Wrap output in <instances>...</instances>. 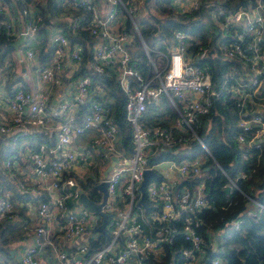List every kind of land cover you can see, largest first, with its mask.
I'll use <instances>...</instances> for the list:
<instances>
[{"label":"built area","instance_id":"built-area-1","mask_svg":"<svg viewBox=\"0 0 264 264\" xmlns=\"http://www.w3.org/2000/svg\"><path fill=\"white\" fill-rule=\"evenodd\" d=\"M24 1L0 2V32L13 41L23 36L19 60L27 61L33 70L35 88H23L15 65L8 59L0 62V134L12 136L15 144L20 136L31 134L32 129H38L37 133L43 131L42 141L36 145L29 143L21 160L28 162L34 177L48 176L50 180L44 183L46 192L26 182L18 184L23 192L35 197L34 202L29 200L26 205L30 214L35 212V220L25 229L26 241L16 264H41L42 254H47L48 264H144V258L150 254L167 255V245L178 232L188 243L179 249V264H205L209 259L205 255L209 243L198 231L201 223L198 212L212 206L205 193L207 167H202L204 161L200 157L178 159L182 152L174 147L183 143L181 147L185 144L188 148L189 139L199 140L194 125L200 115L208 112L211 97L220 94L213 87L207 66L198 64L199 59L207 56L208 49L199 45L192 54L187 50L188 35L176 30L168 52L156 51L154 58L162 62L158 67L142 41L153 69L152 75L145 77L131 63V52L126 46L133 37L128 20L139 34L133 17L138 0H67L66 9L58 16L60 21L67 22L66 32L59 25H44L36 0L20 5ZM203 2L214 4V0H173L172 8L176 13H191ZM212 13L225 14L220 24L231 37V41L219 46L223 58L241 60L250 72L249 83L225 88L239 94L237 125L241 132L252 133L248 140L243 133L237 139L241 144L258 145L264 138V102L253 112L244 111L255 89L246 92L241 86L257 84L254 77L264 74V0H256L234 13L223 8ZM14 16L23 21L16 23ZM41 30L48 32L47 43L40 35ZM81 30L96 38L88 69L95 74L113 69L125 94L126 120L131 126L129 152L120 146L119 131L109 108L93 98L91 76H76L84 63V50L81 43L71 42L69 36ZM34 41L37 45H33ZM42 52L47 54L46 59L41 58ZM65 80H72L71 87L62 89ZM163 96L176 109L172 127L178 132L161 125L147 126L141 120L147 105L159 103ZM88 131H94L91 142L77 147L75 140ZM243 155L247 158V154ZM113 156L117 160L105 176L104 170ZM17 157V153L11 154L2 164L9 168L11 160L16 161ZM163 161L166 166L160 165ZM146 169L154 170L158 177L150 176L145 185L147 207H144L139 203V185ZM247 175L240 172L235 180ZM186 179L192 184L183 183ZM88 180L96 185L106 181L108 191L102 210L108 213L105 229L109 236L105 245L92 251L90 241L100 232L96 228L102 218L79 203L81 191L90 198L83 188ZM232 185L234 180L229 178L228 191ZM2 188L0 219L21 221L11 192ZM96 190L100 198L94 201L100 202L102 193L97 187ZM249 199L256 208H247L245 213L259 215L264 203ZM176 221H180L179 227L174 224ZM241 221L234 220L231 225L238 228ZM209 264L224 263L214 257Z\"/></svg>","mask_w":264,"mask_h":264},{"label":"trees","instance_id":"trees-1","mask_svg":"<svg viewBox=\"0 0 264 264\" xmlns=\"http://www.w3.org/2000/svg\"><path fill=\"white\" fill-rule=\"evenodd\" d=\"M26 1L29 0L20 2V5H24ZM152 1L155 9L157 8L165 14L164 17L152 14L141 18L139 22H136L139 34L132 28L130 21H127L129 31L133 35L132 41L126 45L131 52V63L145 77L151 76L153 69L142 46V41L149 48L151 57L154 58L157 50L168 52L169 47L174 44L173 36L176 30L183 31L188 35L187 50L189 52L195 54L199 45L208 49L207 56L199 59L198 64L207 66L213 87L220 93L218 97H211L208 112L200 115L198 122L194 125L199 140L189 139L186 144L188 148L185 144L184 147H181L183 143H178L174 147V149L178 148L179 153L182 152L180 156H177L178 159L193 160L200 157L204 161L202 167H207L205 193L212 206L198 212V217L201 220L198 231L209 243L205 254L209 259L205 264H209L210 259L214 257L220 258L224 264H264V210L254 216L245 213L249 198L264 203V138L260 139L258 145H252V143L248 145L247 142L241 144L237 139L238 135L243 133L237 125L239 94L234 91L227 92L225 88L230 84L249 83L250 72L241 60L223 58L219 46L231 41V37L229 31L220 24L225 14L212 13V10L219 8L234 13L240 7L253 5L256 0H214V4L203 2L196 10L185 14L174 12L173 0ZM36 2L37 8L44 16V25H59L62 26L64 32L68 30L67 22L58 19L59 13L68 5L67 0H44L41 2L36 0ZM69 38L73 43H81L84 50V63L76 76L79 74L91 76L90 90L93 98L100 100L109 108L113 122L119 131L120 146L128 152L131 151V126L126 120L125 113L126 98L119 87L114 70L108 68L102 74H95L88 69L87 63L92 58L96 38L87 31L81 30L77 35H70ZM12 42L13 40L8 38L4 32H0V62L8 59L10 64L16 66L18 60ZM133 46L136 48L134 49ZM40 56L42 59H46L47 54L42 52ZM254 78L257 79V84L241 86L242 90L246 92L255 89L251 99L245 103L244 111L247 112H253L258 104L264 102V74ZM99 89L101 90L99 91ZM167 105L168 99L165 96L159 103L148 104L142 114V122L147 126L161 125L171 128L173 132H178L168 121V119H172L171 116H177V114ZM262 117L264 120V113H262ZM37 130L30 131L32 132L29 134L31 145L41 142L45 136L43 131L32 136ZM243 134L246 140L252 136L251 132ZM11 140L12 136L0 135V168L3 170L6 168L2 161L16 153L7 146L12 143ZM202 143L209 152L204 149ZM7 149L8 151H6ZM244 153L247 154V158H244ZM240 172H246L249 175L237 178L235 185H232L229 191L226 190L229 178L235 179ZM90 183L93 181L88 180L86 184H83V188L86 189ZM183 183L192 184V181L186 179ZM93 184L94 188L89 196L93 200H99L100 194L96 190V184ZM2 187V189L11 192L13 202L16 199L23 202L25 199L35 201L34 195L20 190L18 183L16 186L18 190L15 189V191L11 187ZM146 211H148L147 208ZM237 219L242 221L238 228H234L231 222ZM174 224L179 227L181 223L176 221ZM144 228L148 230L146 224H144ZM24 231L20 221L0 219V264H13V255L10 250L16 241L23 238ZM212 233L218 235V242L210 243ZM106 243L107 236L103 232H99L97 237L90 241V251L98 249ZM187 246L188 243L184 240L182 233L178 232L172 242L167 245V255L158 259L157 256L150 254L144 258V264H179L181 261L178 257L179 249Z\"/></svg>","mask_w":264,"mask_h":264},{"label":"crops","instance_id":"crops-1","mask_svg":"<svg viewBox=\"0 0 264 264\" xmlns=\"http://www.w3.org/2000/svg\"><path fill=\"white\" fill-rule=\"evenodd\" d=\"M1 1L8 2L9 0H1ZM143 4H144V7L148 9L147 3L145 4L144 0H143ZM148 12H150V11H148ZM14 21L16 23H19V22H22L23 20H22V18L18 19L16 16H14ZM43 30H41L40 35L43 38V41L47 43V38H48L47 33L48 32H45ZM35 44H36V42L34 41L33 45H35ZM18 49H20V45H18ZM14 53L16 56L15 49H14ZM16 58L18 60V65H19V67L17 68L18 73H20V74H18L19 81L21 82L23 88H25L27 90H33L35 88L33 70L31 68H29L30 66H28L27 61L21 63L17 56H16ZM71 79L74 80V77H72ZM71 82H72V80H65L63 83L62 89L66 88L67 86H70ZM65 94H69V93L66 92ZM52 104H54V102H52ZM31 131H33V129ZM93 133H94V131H88L85 134L81 135L80 137H78L75 140V145L78 147V146L90 143L91 138L93 136ZM37 134H39V133L36 132L32 136H35ZM0 135H2V134H0ZM29 137H30L29 134L24 135V136H20V139L15 144L11 140L12 143L7 145L11 151H16V153L18 154V157H17L16 161H14L13 159L11 160V165L9 168L5 167L6 169H4V170L2 168H0V187H2V186H7V188L11 187L15 191V189L18 190V188L16 187L17 183L19 184L21 182H26L29 185H35L37 188L42 187L41 192H46L45 191L46 188L44 187V183H46L50 180L49 177L45 176V178H42V179L34 177L33 173L30 171V165L28 164V162L21 160V158L24 154L23 149H26L27 145L29 144V141H30ZM25 141L27 142V144H24ZM19 146H20V148H19ZM2 147H3V145L1 146V150H2ZM17 148H19V149L17 150ZM6 151H8V149ZM233 180H234V184H235L236 180L235 179H233ZM19 189L21 190L20 186H19ZM27 201H29V200L25 199L23 202V201H20L19 199H16L14 202L16 204L15 208L19 212H21L20 213V216H21L20 223L23 224L24 230L26 227L31 225L32 222H34L31 220H35V212L34 211L31 212V214L28 212L29 208L26 205L29 203ZM248 208L249 209H255L256 208L255 204L253 203V200L249 201ZM32 210H35V206L32 208ZM27 220H29L31 222H29V221L27 222ZM24 232H23V235H24L23 238L20 239L19 241H16L13 244L12 249L10 250V253L13 255L12 256L13 257V259H12L13 264H16L17 262H19V258L21 256V253L23 252L24 243L26 241V237H25ZM210 238H211L212 242H218V240H219L218 235L215 233L214 234L212 233V237H210ZM47 260H48L47 254H42L41 259H40L41 264H48Z\"/></svg>","mask_w":264,"mask_h":264},{"label":"water","instance_id":"water-1","mask_svg":"<svg viewBox=\"0 0 264 264\" xmlns=\"http://www.w3.org/2000/svg\"><path fill=\"white\" fill-rule=\"evenodd\" d=\"M149 0H144V3L146 4ZM23 39V36H20L19 38H17L16 40H14L12 42L13 48L16 51V56L18 58H20V50L18 49V45L21 44ZM22 63V62H21ZM117 158L115 156L112 157L111 163L109 164V166L104 170V174L105 176L109 173V171L111 170L113 164L116 162ZM150 176H155L158 177V174L152 170V169H146L144 171L143 174V180L141 181L139 188L141 190V197L139 198V203L142 204V206L147 207L146 201L144 199V193H145V185L147 184L149 177ZM96 187L99 189V191H101L102 193V197L100 202H96L94 200H92L91 198H89L87 196V194L83 191L80 192V198H79V203L86 208L87 210H89L90 212L99 214L101 216V223L97 226L96 230L103 232L107 237L108 232L105 229V225H106V221L108 218V213L104 212L102 210V205L106 202V198L108 196V191H107V182L106 181H101L99 182ZM226 190H228V187L226 188Z\"/></svg>","mask_w":264,"mask_h":264},{"label":"rangeland","instance_id":"rangeland-1","mask_svg":"<svg viewBox=\"0 0 264 264\" xmlns=\"http://www.w3.org/2000/svg\"><path fill=\"white\" fill-rule=\"evenodd\" d=\"M147 6H148V9L144 7L143 0H139L138 9H137V11L133 14V17H134V19H135L136 22H137V21L139 22V20H140L141 18L148 17V15H152V14H153V15H156L157 17H164V16H165V14L162 13V12H160L157 8L155 9V5H154V3H153L152 0H149V1L147 2ZM148 11H150L151 13L148 12ZM174 12H175V11H174ZM119 14H120L121 16H125V17L127 18V15H126V14H124V13H122V12H119ZM133 48L135 49L136 46H133ZM134 49H133V50H134ZM154 59H155L156 65L159 67V66L162 64L161 60L158 59L157 57L154 58ZM15 67H16V70H17V68L19 67L18 63H17V65H16ZM17 72H18V71H17ZM18 74H20V73H18ZM248 80H249V79H248ZM168 106H169L170 110L172 109V110L177 114L176 109L171 105V103H170L169 101H168V105H167V107H168ZM174 116H175V117H174ZM174 116H171L172 119H168V121L170 122V125H171V124H174V121H175L176 115H174ZM160 165H161V166H166V165H167V162H166V161H163ZM93 188H94V184H93V183H90V185H88V186L86 187V191H87V193L90 194L91 191L93 190ZM157 258L160 259V257H157Z\"/></svg>","mask_w":264,"mask_h":264}]
</instances>
